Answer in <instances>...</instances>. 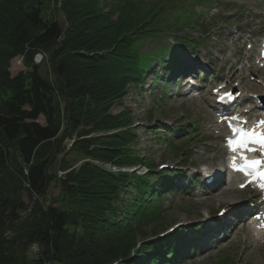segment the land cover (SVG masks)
Masks as SVG:
<instances>
[{
    "label": "trees",
    "instance_id": "trees-1",
    "mask_svg": "<svg viewBox=\"0 0 264 264\" xmlns=\"http://www.w3.org/2000/svg\"><path fill=\"white\" fill-rule=\"evenodd\" d=\"M192 8L185 5L169 19L160 12L140 16L138 9L134 17L129 0L106 6L98 0H0V264H176L172 248L182 241L168 248V239L146 243L152 236L145 232L136 239L180 172L151 181L155 168L134 151V122L122 101L130 86L140 88L148 74L156 75L155 64L172 74L189 41L180 34L184 27L199 40L204 36L207 24ZM171 32L177 35L172 51L138 50V41ZM39 52L53 81L33 63ZM18 56L25 71L11 75ZM117 106L122 109L114 115ZM66 139L72 140L68 149ZM59 157L62 172L74 167L62 179L50 173ZM105 164L146 172L115 174ZM52 183L59 195L47 203Z\"/></svg>",
    "mask_w": 264,
    "mask_h": 264
},
{
    "label": "rangeland",
    "instance_id": "rangeland-1",
    "mask_svg": "<svg viewBox=\"0 0 264 264\" xmlns=\"http://www.w3.org/2000/svg\"><path fill=\"white\" fill-rule=\"evenodd\" d=\"M100 6L113 4L116 0H98ZM133 4L132 14L137 17L136 10L140 16L145 12L161 16H168L169 19L174 18L185 5L194 4L196 13L203 12L205 17L213 16L222 12L229 13L226 9L231 8L232 14L240 15L239 22L230 24V20L225 22L229 24H221L219 27L211 30V26L207 28L205 38L196 43L198 46L190 43L185 46L187 57L194 61L193 64L200 72L205 75L206 81L200 83L199 76L195 84L197 86L204 85L197 95L194 94L183 96L182 93L187 89H181L180 86L169 84L162 85V79L153 80L152 77L146 76L143 80V86L140 88L129 87L128 95L123 98L122 108L124 107L128 116L134 122V151L142 159L150 162L152 168H155L154 178H150L153 183L157 182L160 174L158 167L170 168L172 171H181L182 176L173 181L187 186L189 180L196 175L194 185L186 192L167 193L162 202L158 203L159 210L155 211L154 216L150 217L141 229H138L137 236L141 232H145L147 237L156 236L168 230L172 226L179 224L180 226L173 233L169 234L170 238L167 241L168 246L175 239V234L181 232L177 237V241L183 240L184 248H180L177 253L179 262L176 264H264V245L256 248L255 244L245 237V234H240L238 239L232 240L234 230L239 224V219L234 221L230 227H223L226 221V207L230 206L218 200H212V187L200 189L198 181L200 178L198 172L200 167L221 168L224 167V159L221 154V147L216 132L213 130L214 111L211 109V101L208 100L210 88H215L217 84H227L226 86L237 87L238 80L244 79L242 89L237 87V90L248 93L251 86V79L256 75L252 65V60L257 56L256 51L259 49L261 40L264 39V0H213V7L204 11L201 4H195L193 0H129ZM166 4V5H165ZM170 10L171 6H176ZM215 4V5H214ZM161 7V11L158 10ZM165 5V6H164ZM220 7H216V6ZM107 11V9L105 10ZM219 11V12H218ZM226 16V15H225ZM231 16V15H230ZM167 17V18H168ZM56 21L60 24L65 23V19L61 13H56ZM115 21V17L113 18ZM112 20V21H113ZM180 34L186 35V38H197V35L187 27H184ZM176 33H164L156 38H147L138 41V50L143 54L151 53L153 50L165 49L170 50L176 42ZM39 64L41 67L42 76H46L50 81L53 77L49 72L45 57ZM249 59L251 63H249ZM18 60L20 63L18 64ZM23 56H18L10 62L9 72L15 75L19 71H25L23 66ZM159 67V66H158ZM157 65H154L156 70ZM161 74V71L159 72ZM263 76V75H262ZM260 77V80L264 77ZM153 84L151 85V83ZM205 87H209L206 88ZM209 90V91H207ZM262 91L257 87L255 92ZM180 95V96H178ZM121 106H117L112 110V113L117 114ZM40 123L43 120L40 119ZM196 124V131H188L189 128ZM173 128L181 130V134H172ZM75 137V136H74ZM179 138V139H178ZM170 141V143L168 142ZM204 140V143H202ZM72 140L66 139L63 142L65 149L70 148ZM77 158V156H74ZM80 159V158H77ZM60 160L54 164L50 170L51 174H56L61 178L70 170L62 172L60 169ZM67 160V159H66ZM70 164H74V160L68 159ZM194 167V170H193ZM127 171L141 175L144 173L142 168L131 167ZM169 170V169H168ZM199 170V171H198ZM183 176H187L184 178ZM60 179V180H61ZM170 180H172L170 178ZM156 184V183H155ZM215 187V186H214ZM226 190H231L238 193L233 196L238 202L239 213L249 210V205L245 201L251 199L249 192L241 193L235 190L234 187L226 186ZM215 188V193H219ZM59 195V189L56 183H52L48 195L47 203L52 202ZM122 197L127 198L125 192ZM50 202H49V201ZM57 204V203H54ZM232 204V203H231ZM148 214V212H146ZM208 216L209 219H208ZM215 218L216 221H212ZM229 219L232 216L228 217ZM219 228L214 232L216 226ZM219 234L225 235L221 241H217ZM168 235V234H167ZM165 235L162 240L167 237ZM136 240H140L139 236ZM192 250V251H190ZM34 255L28 254L30 258Z\"/></svg>",
    "mask_w": 264,
    "mask_h": 264
},
{
    "label": "snow or ice",
    "instance_id": "snow-or-ice-1",
    "mask_svg": "<svg viewBox=\"0 0 264 264\" xmlns=\"http://www.w3.org/2000/svg\"><path fill=\"white\" fill-rule=\"evenodd\" d=\"M227 96L231 97V93H226ZM223 98V97H221ZM235 119V117H233ZM246 123V122H245ZM264 126V120L259 121L253 128L248 129L243 125L234 126L230 124L232 128L233 137L228 138V146L233 152H236L238 149H247L248 151H255V149L250 148V145H258L261 149H264V131L257 130ZM245 163L243 166L237 168L235 160L236 157H233V168L237 171H245L246 169L253 170V180H259L258 187L261 191H264V171H257L260 160H251L249 161L247 157H243ZM251 182V181H250ZM245 185H241L244 187ZM255 218L260 220L261 223L258 225L259 228L264 229V214L256 215Z\"/></svg>",
    "mask_w": 264,
    "mask_h": 264
},
{
    "label": "bare ground",
    "instance_id": "bare-ground-1",
    "mask_svg": "<svg viewBox=\"0 0 264 264\" xmlns=\"http://www.w3.org/2000/svg\"><path fill=\"white\" fill-rule=\"evenodd\" d=\"M258 93L260 96L261 92H258ZM254 100H255V102H257L256 99H254ZM258 117L259 116H255L254 119H257ZM224 173H225L224 168L223 169L221 168V170H220L219 168L213 169V166H210L209 168L207 167L205 172L203 171L202 175L206 176L203 178H207V177L212 178V183L215 186V188H217L218 191H221L217 194V193H215V190L213 189L212 197H210V199L218 200L219 202H224L226 204L230 203V206L226 207V213L224 212L222 214V215H225L224 218H226V221L224 222L223 227H230L233 225L235 219L236 218L238 219L239 214H240L239 210H238V202H236L234 200V197H233V196H237L238 193L225 189L226 179H225ZM199 175L201 176L200 172H199ZM231 183L232 182L229 183L230 186L234 185L233 183L232 184ZM211 184L208 185L207 183H205L204 185H202V187H200V189H206V188L210 187ZM230 216H232L234 219H232V218L229 219L228 217H230ZM209 217L210 216H208V219H209ZM212 221H216L215 218H212ZM218 228H219V226L217 225L216 227H214L211 230L215 232ZM233 232H234V234H233L232 240H234V239L237 240L238 237L240 236V234L244 233V234L250 235V238H251L252 242L255 244L257 249L259 247L258 245L261 244L262 239L257 237V234L253 230V227H252V229L249 226L247 228H244V229L237 227Z\"/></svg>",
    "mask_w": 264,
    "mask_h": 264
},
{
    "label": "built area",
    "instance_id": "built-area-1",
    "mask_svg": "<svg viewBox=\"0 0 264 264\" xmlns=\"http://www.w3.org/2000/svg\"><path fill=\"white\" fill-rule=\"evenodd\" d=\"M42 59H43V57H42V55L40 54V53H37L35 56H34V62H35V64H39V63H41L42 62ZM18 63H20V61L18 62ZM113 170H115V169H113ZM116 171V170H115ZM33 250H36V248H32Z\"/></svg>",
    "mask_w": 264,
    "mask_h": 264
}]
</instances>
